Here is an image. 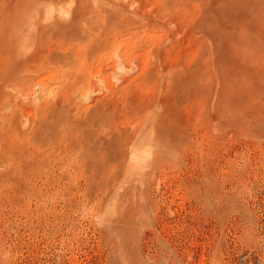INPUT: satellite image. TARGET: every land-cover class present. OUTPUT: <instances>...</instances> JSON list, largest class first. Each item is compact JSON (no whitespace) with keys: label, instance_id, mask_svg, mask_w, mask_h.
Listing matches in <instances>:
<instances>
[{"label":"rangeland","instance_id":"obj_1","mask_svg":"<svg viewBox=\"0 0 264 264\" xmlns=\"http://www.w3.org/2000/svg\"><path fill=\"white\" fill-rule=\"evenodd\" d=\"M0 264H264V0H0Z\"/></svg>","mask_w":264,"mask_h":264}]
</instances>
